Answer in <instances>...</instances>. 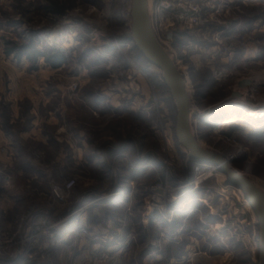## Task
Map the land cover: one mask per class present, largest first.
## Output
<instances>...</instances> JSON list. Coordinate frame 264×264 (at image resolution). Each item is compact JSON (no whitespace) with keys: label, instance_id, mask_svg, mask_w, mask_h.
<instances>
[{"label":"rangeland","instance_id":"rangeland-1","mask_svg":"<svg viewBox=\"0 0 264 264\" xmlns=\"http://www.w3.org/2000/svg\"><path fill=\"white\" fill-rule=\"evenodd\" d=\"M55 4L62 16L50 11ZM231 7L218 42L216 30L188 36L175 57L190 92L192 134L264 188V129L248 130L242 118L247 109L264 111V5ZM129 23L126 0H0V240L16 239L30 216L58 227L84 207L80 218L107 231L110 243L128 233L126 248H113L105 264H259L257 220L220 171L184 189L175 230L158 219L146 224L147 207L191 178L193 163L175 138L161 73L126 39ZM33 51H59L65 62L52 68ZM228 108L241 110L237 120L216 130L222 124L209 117ZM71 180L67 201L55 203L51 187ZM122 181L123 204L95 202ZM165 230L175 240L161 238ZM66 242L31 264H87L106 251L99 240ZM91 243L96 251L83 263Z\"/></svg>","mask_w":264,"mask_h":264},{"label":"built area","instance_id":"built-area-1","mask_svg":"<svg viewBox=\"0 0 264 264\" xmlns=\"http://www.w3.org/2000/svg\"><path fill=\"white\" fill-rule=\"evenodd\" d=\"M126 1L128 9H130L131 0ZM233 3L242 6L264 5V0H147V9L157 42L177 65V57H175L178 51L177 44L186 40L188 36L199 34L200 32L207 34L212 30H216L217 32L213 36V39L215 42H218V38L227 30L223 23L230 14ZM131 45L133 46V44ZM189 46L182 47L188 48ZM226 160L230 163V159ZM218 168V166L211 167V165L205 168L203 164L194 163L191 178L176 183L172 188L167 187L163 189V196L157 197L147 207L146 224L152 219H158L165 226H171L174 223V216L180 211L177 209V205L179 200L184 197L185 187H190L191 189L198 188V186H201L212 176L213 172L219 173L217 170L220 169ZM209 171L211 172L210 174ZM74 185L75 182L71 180L62 186H52L50 192L51 198L55 203H65ZM123 196L124 190L115 187L112 193H104L100 197H95V202L99 200L116 201ZM168 196L169 199L166 200L165 198ZM82 209L79 207L72 208L64 218V222L60 223L58 227H56L57 224L53 225L50 221L51 219L47 217L43 221H37L34 217L30 216L27 227L20 235L16 236V239L6 243L0 240V264H31L34 261H44L63 242L75 240L79 237L90 241L99 240L104 244L110 242L111 239L107 231L101 232L100 227L95 224H77L73 227L72 223L68 222L75 215H78V219L81 221L79 213ZM156 211L158 215H156ZM69 226L73 227L69 229L70 235L63 238L62 234ZM160 237L164 239L167 237L171 239L173 237V240H175L174 232L171 233L169 230L161 231ZM163 241L166 243L165 240ZM258 245L259 238L256 247L259 251ZM111 258V252L106 250L93 262L90 261L87 264H105Z\"/></svg>","mask_w":264,"mask_h":264},{"label":"water","instance_id":"water-1","mask_svg":"<svg viewBox=\"0 0 264 264\" xmlns=\"http://www.w3.org/2000/svg\"><path fill=\"white\" fill-rule=\"evenodd\" d=\"M127 41L148 66L158 70L164 87L174 102L176 110L175 138L188 154L187 159L200 164L218 166L229 185L238 190L245 204L251 209L259 228V264H264V192L259 190L249 178L237 179L235 174L223 171L229 162L219 154L203 148L191 133L189 124L190 92L178 66L157 42L152 30L147 9V0H131L129 9Z\"/></svg>","mask_w":264,"mask_h":264},{"label":"bare ground","instance_id":"bare-ground-1","mask_svg":"<svg viewBox=\"0 0 264 264\" xmlns=\"http://www.w3.org/2000/svg\"><path fill=\"white\" fill-rule=\"evenodd\" d=\"M147 7H148V4H147ZM132 44V43H131ZM239 105H244V104H239ZM227 107V106H226ZM233 107V106H232ZM217 110V109H216ZM241 111L240 109L236 108V109H231V108H228V109H225L224 111L222 112H219L217 113L216 115L214 116H211L209 117V120L208 122L209 123H215L218 122L219 125L222 124V126H216L215 129L218 130L222 127H226V126H229L231 125L232 123H234L236 120H237V114L238 112ZM242 118H245L246 119V125L245 127L248 129V130H262L264 129V111H256L255 108H252V109H247V110H244L242 112ZM189 124H190V107H189ZM191 125V124H190ZM219 127V128H218ZM190 130H191V127H190ZM192 131V130H191ZM192 133V132H191ZM184 148V147H182ZM185 149V148H184ZM186 150V149H185ZM187 151V150H186ZM188 154V152H187ZM230 164V163H229ZM227 165L225 168L223 167V171L225 172H228V173H233L235 174V177L237 179H241V178H247L245 175H243L242 173L240 172H237L235 171L230 165ZM209 165L211 164H203V166H205V168L209 167ZM214 166V165H211V167ZM220 169V168H218ZM217 171H220V170H217ZM221 173V172H220ZM222 174V173H221ZM224 175V174H222ZM225 176V175H224ZM252 182V181H251ZM253 183V182H252ZM259 190H261L262 192H264V188L257 185L256 183H253ZM186 188V187H185ZM187 190V189H186ZM250 209V208H249ZM251 210V209H250ZM252 212V211H251ZM70 227L72 226H69L66 228V230L63 232L62 236L63 238H66L70 235ZM73 228V227H72ZM260 240V239H259ZM263 246V243H261V241L259 242V245L258 247H262Z\"/></svg>","mask_w":264,"mask_h":264},{"label":"crops","instance_id":"crops-1","mask_svg":"<svg viewBox=\"0 0 264 264\" xmlns=\"http://www.w3.org/2000/svg\"><path fill=\"white\" fill-rule=\"evenodd\" d=\"M98 164L100 165V167L102 166V167H104V165L101 163V161L100 162H98ZM136 165H139V163H137ZM139 170V168L138 167H136V169L135 170H133V168L131 169V171H130V173H131V175H134V174H137V171ZM124 183H126L125 181H122V182H120V183H118V186H117V188H119V189H121V188H123L124 187ZM121 190H124V189H121ZM125 200V199H124ZM116 202H117V204H123V199L122 198H120V199H118V200H116ZM113 203H111V205H112ZM117 204H115V205H112V207H116L117 206ZM111 205H110V207H111ZM80 214H81V212L79 213V218H80ZM83 218V219H82ZM82 218H80L81 219V221H79V219H78V215H75V216H73L68 222L69 223H72V226L73 227H75L77 224L78 225H86V224H88L89 223V220L87 221V219L85 218V217H82ZM174 224H176V225H174ZM165 225V224H164ZM174 225V226H173ZM177 227V223H176V221L171 225V229H172V231L173 230H175V228ZM127 234L128 233H124V235H122V236H119L118 238H115L114 237V239H115V241H114V243L112 242V243H110V242H108V243H106L105 245H104V248H106L105 250H108V251H110V252H112V250H114L115 248H116V250L117 249H119V248H122V249H124L125 248V245H124V243H122V242H127L129 239H128V236H127ZM118 242H119V244H118ZM68 244V242H63L59 247H58V249L57 250H59L60 248H63V245H67ZM92 245H90V246H86V247H84L83 249H84V253H85V255H82L81 254V256H83V259H82V262L86 259V257H91L92 255H93V253L96 251V249H95V245L96 244H94V243H91ZM114 248V249H113ZM165 249H163V251L161 252V253H157L158 255H157V261H159L160 260V257H162V256H164L165 254V251H164ZM82 252V253H83ZM114 252V251H113ZM146 253H144L143 255H142V259H143V262H146L149 258V256H151V254H154L155 252H154V250L153 249H150V250H146L145 251ZM83 253V254H84ZM120 254V253H119ZM87 260H85L83 263H85ZM81 262V263H82ZM19 264H21V263H19Z\"/></svg>","mask_w":264,"mask_h":264},{"label":"trees","instance_id":"trees-1","mask_svg":"<svg viewBox=\"0 0 264 264\" xmlns=\"http://www.w3.org/2000/svg\"><path fill=\"white\" fill-rule=\"evenodd\" d=\"M52 8V7H51ZM51 12H53L52 14L54 15H57V16H62L64 14V12L66 11L64 8L60 7L59 5L55 4L54 7H53V10L50 9ZM31 49V48H30ZM24 50L25 49H20V51L18 52V55L17 57H20L23 55L24 53ZM136 51V49H134ZM138 54V58L142 59L144 62L145 60L139 55V53L137 52ZM32 56H34V58H38L40 56H43L45 59H46V62L52 67V68H58L60 67L61 65L64 64L65 62V57L64 55L59 52V51H56V52H53L50 56H45L43 55V53H39V52H36V51H33L32 52ZM146 63V62H145ZM147 64V63H146ZM148 65V64H147ZM193 164L194 163H197V162H193L191 161ZM176 225V224H174ZM173 225V226H174Z\"/></svg>","mask_w":264,"mask_h":264}]
</instances>
